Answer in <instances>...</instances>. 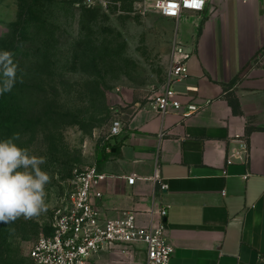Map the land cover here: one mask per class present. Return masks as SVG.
Instances as JSON below:
<instances>
[{
  "label": "crops",
  "instance_id": "0c3cea01",
  "mask_svg": "<svg viewBox=\"0 0 264 264\" xmlns=\"http://www.w3.org/2000/svg\"><path fill=\"white\" fill-rule=\"evenodd\" d=\"M174 20L192 54L171 84L183 108L160 116L135 100L122 116L118 151L95 163L108 175L101 215L136 211L147 225L153 206L166 209L170 264H264V0H210ZM188 104L199 109L185 117Z\"/></svg>",
  "mask_w": 264,
  "mask_h": 264
},
{
  "label": "rangeland",
  "instance_id": "374dc122",
  "mask_svg": "<svg viewBox=\"0 0 264 264\" xmlns=\"http://www.w3.org/2000/svg\"><path fill=\"white\" fill-rule=\"evenodd\" d=\"M155 0H0V50L19 66L3 94L0 139L46 157L47 211L0 222V264H31L29 250L52 232L76 176L111 144L112 123L135 100L148 102L167 84L177 22L151 8Z\"/></svg>",
  "mask_w": 264,
  "mask_h": 264
},
{
  "label": "built area",
  "instance_id": "2783aa9c",
  "mask_svg": "<svg viewBox=\"0 0 264 264\" xmlns=\"http://www.w3.org/2000/svg\"><path fill=\"white\" fill-rule=\"evenodd\" d=\"M210 0H155L151 8L162 16L181 18L186 12H204ZM172 67L166 86L150 100L151 107L165 116L171 110H180L183 104L171 87L173 82L188 75L191 53L176 43ZM183 116L198 111L188 104ZM125 121L118 114L110 128L112 139L123 132ZM108 175L96 164L86 166L76 176L69 202L58 208L54 215L52 232L38 238L29 250L31 264H91L99 252H107V264H141L139 253H145V264H170L175 246L166 236V209L152 207L151 221L137 223L136 211H124L118 217H104L99 200L104 197L101 184ZM135 178H129L133 184ZM162 189L167 184L163 183ZM225 194V192H223Z\"/></svg>",
  "mask_w": 264,
  "mask_h": 264
},
{
  "label": "clouds",
  "instance_id": "9594fccd",
  "mask_svg": "<svg viewBox=\"0 0 264 264\" xmlns=\"http://www.w3.org/2000/svg\"><path fill=\"white\" fill-rule=\"evenodd\" d=\"M19 66L14 54L0 50V95L9 93L17 82ZM20 133L0 139V222L8 224L18 218L33 219L47 211L46 186L52 176L42 169L47 160L19 146Z\"/></svg>",
  "mask_w": 264,
  "mask_h": 264
},
{
  "label": "trees",
  "instance_id": "16d2710c",
  "mask_svg": "<svg viewBox=\"0 0 264 264\" xmlns=\"http://www.w3.org/2000/svg\"><path fill=\"white\" fill-rule=\"evenodd\" d=\"M4 95H0V111L4 108L3 105V97ZM113 149H116L118 151V147L111 144H105L104 146L98 148L97 150V164H102L105 160H107L110 155L113 154Z\"/></svg>",
  "mask_w": 264,
  "mask_h": 264
},
{
  "label": "water",
  "instance_id": "95a60500",
  "mask_svg": "<svg viewBox=\"0 0 264 264\" xmlns=\"http://www.w3.org/2000/svg\"><path fill=\"white\" fill-rule=\"evenodd\" d=\"M113 151H115V149H113Z\"/></svg>",
  "mask_w": 264,
  "mask_h": 264
}]
</instances>
